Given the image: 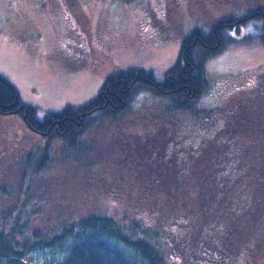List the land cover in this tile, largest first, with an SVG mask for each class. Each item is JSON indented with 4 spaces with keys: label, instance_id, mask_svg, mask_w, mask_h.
Segmentation results:
<instances>
[{
    "label": "trees",
    "instance_id": "16d2710c",
    "mask_svg": "<svg viewBox=\"0 0 264 264\" xmlns=\"http://www.w3.org/2000/svg\"><path fill=\"white\" fill-rule=\"evenodd\" d=\"M198 1L176 0L188 8ZM253 18L264 40L263 6L228 14L184 36L164 80L130 66L108 75L87 103L43 115L0 73V102L11 103L0 111L25 115L49 136L16 156L0 149V264H32V253L58 243H68L66 257L52 264H128L120 241L136 245L140 259L169 264L163 251L182 230H196L193 241L207 255L243 262L264 224V98H250L254 91L195 105L206 61L227 45L230 29ZM145 88L171 103L118 127Z\"/></svg>",
    "mask_w": 264,
    "mask_h": 264
},
{
    "label": "rangeland",
    "instance_id": "374dc122",
    "mask_svg": "<svg viewBox=\"0 0 264 264\" xmlns=\"http://www.w3.org/2000/svg\"><path fill=\"white\" fill-rule=\"evenodd\" d=\"M190 5L188 8L176 0H0V73L17 88L23 101L40 108L41 115L68 104L82 105L98 94L108 75L130 66L151 69L157 79L164 80L191 29H210L220 17L264 7V0H202ZM246 22L230 29V41L206 61L205 85L196 107H217L254 91L258 93L250 98H264L263 31L260 19ZM256 80L260 87L249 90ZM170 99L140 89L115 124L123 127L132 121L142 122ZM12 126V132L1 130L0 142L7 144L6 137H19L21 144L11 147L14 156L35 146V141L30 144L31 136ZM39 138L43 143L49 136ZM11 178L12 174L5 181L12 182ZM260 228L253 232L256 247L247 251L241 263L224 261L226 257L210 248L215 255L204 253L193 241L196 230H182V237L171 243L172 253V248L163 252L170 263L178 264H264V224ZM67 244L32 253V264L63 259Z\"/></svg>",
    "mask_w": 264,
    "mask_h": 264
},
{
    "label": "flooded vegetation",
    "instance_id": "af4514ba",
    "mask_svg": "<svg viewBox=\"0 0 264 264\" xmlns=\"http://www.w3.org/2000/svg\"><path fill=\"white\" fill-rule=\"evenodd\" d=\"M259 83L260 82L258 80H256L253 83L252 87L249 88V90H257L260 87ZM8 101L9 100L0 102V106L4 107V108L10 107L11 103ZM6 124H8V126ZM12 124L15 125L16 129H19L17 131H21L22 133L24 132V136L25 135L31 136L30 144L34 145V143H33L34 141L37 142V143H35V145H37L41 142V139L39 138V136H41V133L38 132L33 127H29V125L26 122V116L25 115H21L20 113H17V112L6 114V113L0 111V133H1V130L4 133L5 130L8 131V129H11V132H12V127H13ZM52 126H53V128H55L54 123H52ZM6 139L8 141L7 144L0 142V147L2 148V146H4V148L1 149L3 151H5L6 149L10 150L12 145L21 144V142H19V137H16L15 139L13 137H11L10 140L8 137H6ZM119 243H120V245L118 246L120 248L119 252L126 258L128 264H154L153 261H151L149 258H146L144 256H142L143 259H140L139 256L141 254V251L136 245H134V244L129 245V244L124 243L123 241H120ZM121 245H124V248H122ZM129 254H130V256H129ZM169 254H171V253H169ZM168 259H166L167 262H169ZM178 263H179V261H177L175 263L173 262L172 264H178ZM169 264H171V263L169 262Z\"/></svg>",
    "mask_w": 264,
    "mask_h": 264
}]
</instances>
